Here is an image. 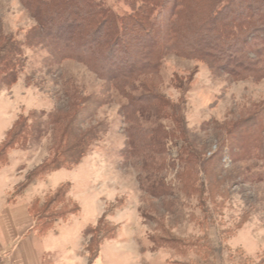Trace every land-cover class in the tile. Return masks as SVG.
I'll use <instances>...</instances> for the list:
<instances>
[{"label":"rangeland","instance_id":"rangeland-1","mask_svg":"<svg viewBox=\"0 0 264 264\" xmlns=\"http://www.w3.org/2000/svg\"><path fill=\"white\" fill-rule=\"evenodd\" d=\"M99 1L129 12L121 2ZM37 19L22 1L0 0L2 69L9 40L20 44L17 81L0 82V134L27 120L25 142L0 167L15 177L10 195L22 194L29 177L26 197L41 196L31 208L35 230L45 233L58 221L41 244L44 260L67 264L78 253L88 264L95 257L91 264H264V178H253L264 172V158L252 157L260 141L234 160L226 139L241 121H264V78L233 80L205 61L168 53L132 93L151 106L131 116L126 99L84 63L59 59L60 45L31 40ZM174 104L204 162L181 158L184 141L171 136ZM163 131L169 136L157 145ZM77 145L86 155L73 171L40 168ZM60 183L57 195L51 189Z\"/></svg>","mask_w":264,"mask_h":264},{"label":"trees","instance_id":"trees-1","mask_svg":"<svg viewBox=\"0 0 264 264\" xmlns=\"http://www.w3.org/2000/svg\"><path fill=\"white\" fill-rule=\"evenodd\" d=\"M20 1L38 18L39 31L31 40L38 38L37 42L53 48L60 45L54 50L59 59L84 63L126 99L123 109L131 116L151 106L150 102L143 104V99L132 96V93L143 88V77L159 72L168 53L205 61L211 68L223 69L233 80L264 78V0H115L123 3L128 13H118L116 7L99 0H53L56 7L46 4L52 0ZM86 15H92L93 21L92 17L86 20ZM17 44L20 45L11 38L6 45L10 59L6 58V69L0 67V82L5 85L18 79V62L14 58L19 54ZM152 97L161 107L166 108L169 104L160 97ZM178 109L177 104L171 109V136L184 141L181 158L186 155L183 159L188 163L194 155L195 160L204 162L190 148ZM20 120L19 117L0 142L1 165L7 161L8 150L16 147L19 139L26 140L27 120L21 124ZM167 136V131L158 135L157 145H161ZM226 139L229 141L227 150L234 160L242 159L240 150L252 141H260L258 152L252 157L264 158V121L260 115L236 124L228 131ZM85 155L80 145L62 148L40 168L47 169V172L70 169ZM254 177L260 180L264 178V172H258ZM30 181L27 177L24 187ZM62 185L53 192L59 195ZM37 198L30 205L34 219L38 216L35 217L31 208Z\"/></svg>","mask_w":264,"mask_h":264},{"label":"crops","instance_id":"crops-1","mask_svg":"<svg viewBox=\"0 0 264 264\" xmlns=\"http://www.w3.org/2000/svg\"><path fill=\"white\" fill-rule=\"evenodd\" d=\"M5 132L0 134V142L4 138ZM7 164L9 165V161ZM3 167H0V187L3 190L0 197V264H52L53 259L44 260L47 251L41 249V244L44 243L46 233L52 230L58 221H55L53 227L45 233H39L35 230V219L30 212V205L34 198L41 196L34 195L31 197L29 195L31 199L26 197L25 190L30 184L24 188L22 194L10 195L9 184L15 177L2 170ZM63 169L73 171L60 168L51 173ZM59 185L61 183L56 187ZM75 256L74 258H66L67 264H88L87 256L81 258L78 253ZM79 259H82L83 262Z\"/></svg>","mask_w":264,"mask_h":264}]
</instances>
